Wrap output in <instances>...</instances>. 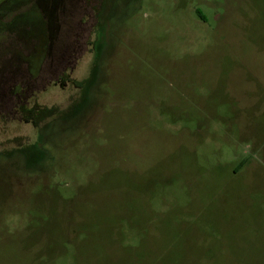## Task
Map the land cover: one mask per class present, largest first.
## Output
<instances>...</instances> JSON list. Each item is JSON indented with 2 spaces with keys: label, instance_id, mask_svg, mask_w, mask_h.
<instances>
[{
  "label": "rangeland",
  "instance_id": "rangeland-1",
  "mask_svg": "<svg viewBox=\"0 0 264 264\" xmlns=\"http://www.w3.org/2000/svg\"><path fill=\"white\" fill-rule=\"evenodd\" d=\"M37 1L0 7V264H264V0Z\"/></svg>",
  "mask_w": 264,
  "mask_h": 264
},
{
  "label": "flooded vegetation",
  "instance_id": "flooded-vegetation-1",
  "mask_svg": "<svg viewBox=\"0 0 264 264\" xmlns=\"http://www.w3.org/2000/svg\"><path fill=\"white\" fill-rule=\"evenodd\" d=\"M64 59L65 56L62 54L60 62ZM5 61L7 62L0 65V121H6L5 123L10 122L11 124L18 113L19 104L17 100L20 97L19 93L23 91V89L18 86L16 82L12 83L17 80V66L15 64V59L10 57ZM8 116H10V120H6Z\"/></svg>",
  "mask_w": 264,
  "mask_h": 264
},
{
  "label": "trees",
  "instance_id": "trees-1",
  "mask_svg": "<svg viewBox=\"0 0 264 264\" xmlns=\"http://www.w3.org/2000/svg\"><path fill=\"white\" fill-rule=\"evenodd\" d=\"M10 0H6V1H4V2H2L1 4H0V7L1 6H3L5 3H8ZM16 1H25V2H27L28 0H16ZM34 1H36L37 3H38V1L37 0H34ZM43 0H40V6H42V10H43V12L44 11H46L45 13L46 14H51L52 13V11L55 9V7H56V5H57V3L60 1V0H49V3H48V0H47V2H42ZM5 6V5H4ZM3 6V7H4ZM49 16V15H48ZM50 17V16H49ZM51 19H53V17L51 18ZM50 26H51V20H50ZM99 31H100V45H101V48H103V45H105V42H106V36H105V30L103 29V27H101L100 29H99ZM101 48L100 49H98L97 48V50H99L98 51V57H97V60L98 59H100V55H101ZM51 50H52V46H51V44H50V51H49V54H50V52H51ZM103 50V49H102ZM83 98H84V96H83ZM83 98H82V101H83ZM57 120V119H56ZM42 141H43V137H42V135H41V133H39L38 134V139H37V142H34L33 144H31L29 147H27L28 149H24V151H22V153H20V155L24 158V160L26 159V160H28V158H27V156L26 155H24V152H26V153H31L32 155H34L33 157L35 158V159H33L32 160V162H33V165H36V164H38V163H40V162H42L46 157H47V153L45 152V151H43V150H41V148L39 147V145L42 143ZM18 152H20V151H18ZM1 154V153H0ZM40 161V162H39ZM242 164V162L239 164V166H236V168H235V170H237L238 169V167H240V165Z\"/></svg>",
  "mask_w": 264,
  "mask_h": 264
}]
</instances>
